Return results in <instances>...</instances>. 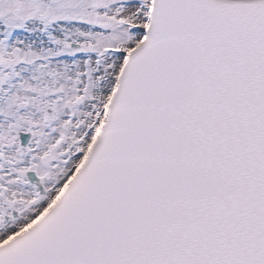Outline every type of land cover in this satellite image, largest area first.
<instances>
[{"label": "snow or ice", "instance_id": "6c2138e0", "mask_svg": "<svg viewBox=\"0 0 264 264\" xmlns=\"http://www.w3.org/2000/svg\"><path fill=\"white\" fill-rule=\"evenodd\" d=\"M0 264H264V0H0Z\"/></svg>", "mask_w": 264, "mask_h": 264}]
</instances>
